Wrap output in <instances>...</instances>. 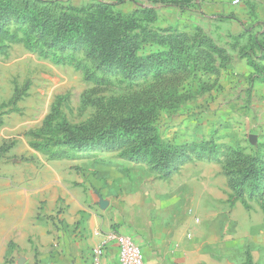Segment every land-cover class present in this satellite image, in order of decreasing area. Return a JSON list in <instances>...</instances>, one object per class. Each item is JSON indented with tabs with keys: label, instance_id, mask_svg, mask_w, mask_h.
<instances>
[{
	"label": "rangeland",
	"instance_id": "1",
	"mask_svg": "<svg viewBox=\"0 0 264 264\" xmlns=\"http://www.w3.org/2000/svg\"><path fill=\"white\" fill-rule=\"evenodd\" d=\"M42 1L107 28L123 48H137L140 61L113 59L104 54L95 35L59 37L33 18L3 7L0 147L4 142L14 146L0 155L1 177L37 156L51 159L77 151L145 165L167 177L205 160L224 167L233 151L241 160H262L256 169L261 178L264 38L246 32L233 35L224 22L201 13L186 21L190 10L173 0ZM124 120L130 123L113 129ZM160 140L187 153L166 169L155 168L141 156L152 155H144V143ZM214 146L211 157L216 159L199 158ZM226 180L231 201L241 200L247 207L254 197L263 200L264 180H246L239 197ZM238 220L242 225L246 220L242 210ZM252 220L258 221L256 214ZM248 258L261 263L247 254L245 264Z\"/></svg>",
	"mask_w": 264,
	"mask_h": 264
},
{
	"label": "crops",
	"instance_id": "2",
	"mask_svg": "<svg viewBox=\"0 0 264 264\" xmlns=\"http://www.w3.org/2000/svg\"><path fill=\"white\" fill-rule=\"evenodd\" d=\"M173 1L191 11L186 21L201 13L233 35L264 38V0ZM36 159L0 176V264H120L116 247L93 259L112 231L131 236L145 264H245L247 254L264 264V231H255L264 230V194L247 207L231 201L219 162L162 177L145 165L84 151Z\"/></svg>",
	"mask_w": 264,
	"mask_h": 264
},
{
	"label": "trees",
	"instance_id": "3",
	"mask_svg": "<svg viewBox=\"0 0 264 264\" xmlns=\"http://www.w3.org/2000/svg\"><path fill=\"white\" fill-rule=\"evenodd\" d=\"M3 7L20 15L33 18L41 29L52 31L59 37H69L76 33H82L89 36L95 35L100 42V47L104 54L113 59H120L122 61H127L128 63L140 61L136 54L137 48L132 44H130L129 48H123L122 42L119 43L117 40H114L112 34L108 33L107 28H102L97 23L88 24L83 19L71 14L66 8L58 4L42 0H0V10ZM180 38L181 37L178 36V40H180ZM185 41L186 40H184V42ZM178 47V43L173 41L174 50ZM187 69H191V67L187 66ZM129 123L130 120H124L121 123L114 124L113 129H121V125ZM78 140L79 139L75 141ZM12 146H14V142L11 144L4 142L0 147V155L10 150ZM144 146V155L147 153H151L152 155L147 157L141 156V159L151 161L155 168L166 169V167L170 166L175 159H178L187 153L185 148L165 145L161 140L147 142L146 144L144 143ZM158 149H160V151L156 152ZM216 149L217 147L214 146L211 151L206 152V154H198V156L200 159L207 157L216 159V157H211ZM140 151L141 150H139V152ZM74 153L75 152L52 156L51 159L69 158L72 157ZM230 154L229 157L225 159L226 165L224 166V174L229 179L231 189L234 190L238 194L237 197H239L245 192L243 189L246 180H250L251 177H257V180L263 182L264 176H262V174L264 173V170L262 169L260 171V179L256 172V169L263 164V161L251 156L241 160V155L238 152L231 151ZM248 259V264H252V260L250 258Z\"/></svg>",
	"mask_w": 264,
	"mask_h": 264
},
{
	"label": "built area",
	"instance_id": "4",
	"mask_svg": "<svg viewBox=\"0 0 264 264\" xmlns=\"http://www.w3.org/2000/svg\"><path fill=\"white\" fill-rule=\"evenodd\" d=\"M239 3V0L233 2L235 5ZM108 247L117 248L120 264H145L140 245L131 236L123 235L116 231L106 234L104 243L93 250L94 261L102 257Z\"/></svg>",
	"mask_w": 264,
	"mask_h": 264
}]
</instances>
